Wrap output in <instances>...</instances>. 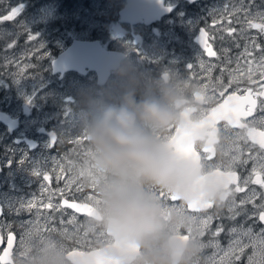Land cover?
<instances>
[{"label":"rangeland","instance_id":"1","mask_svg":"<svg viewBox=\"0 0 264 264\" xmlns=\"http://www.w3.org/2000/svg\"><path fill=\"white\" fill-rule=\"evenodd\" d=\"M64 1L65 0H0V14H6L10 11L11 7L18 4L23 5L19 17L13 21L0 22V40H3V45L0 47V110L20 118L18 133L31 131L35 136H40L42 141L40 146V165L50 163L52 159L59 157L49 150V139L41 135L39 132L40 127L58 130L61 134L60 142L63 144L75 141L78 137L82 136L77 125L80 107L77 109L74 107L76 95L85 92H93L97 95V92H99L103 95H107V97L105 96V100L99 99L100 101L98 104L115 103L118 101L123 90L128 86L127 79L122 78L118 74L122 65L112 72L108 81L103 85H98L94 71H89L83 76L74 72H69L62 79H59L57 75L51 72L50 62L52 58L55 57V53L61 51L75 37L88 38L97 36L96 38L102 39L108 44H110L109 40L106 41V39L121 37H124L122 39H129L130 41L133 39L130 28L121 26V22H119L118 19L119 9L123 7L126 2L125 0H70L69 3H65ZM31 3L34 4L35 7H38L31 13L28 12L26 14L27 8L32 6ZM208 22L213 31L215 27V25H213V20ZM139 25L140 26H134V31L143 34V36L147 35L149 36L148 38L158 35L166 37L175 35L173 31H171V33L166 31L164 25L160 27L159 34H156L159 32V29L158 32L154 31L156 25H152L151 28L144 24ZM29 31L39 34L41 42L45 45L49 54L48 57L43 50L38 49L35 41L28 40ZM9 33L11 34V39H4ZM186 34L192 35V30H188L187 33H178L177 35L182 37ZM153 40L155 42L160 41L162 46L166 43L161 39ZM10 43L13 44L12 48L7 47ZM150 47L152 51L157 49L156 43ZM134 48H138V46L134 45ZM165 55V53L161 55L160 52H158L157 55H153L149 52L140 56H132L124 64L130 67L131 75L140 80L141 95L147 93L150 96L159 98L160 86L166 85L174 90L176 96H183L188 92L191 97L193 90L188 88L190 84L192 87L198 88L202 93V85L208 84L209 88L207 89V94H212V85L216 83V78L220 76H215L212 72L214 60L207 59L201 50H198L195 54L197 65L199 66L202 60L204 62V69L211 67V72L209 73L202 68L201 70L194 68L191 73L187 70L186 74L181 75V72L176 66L167 63ZM6 58L7 60L21 62L20 67H17L16 63H11L8 67H4L3 65L6 63ZM180 59V57H176L171 61L173 63ZM24 64L32 65L24 69L28 75L38 74V76H29L19 81L15 80L12 77L13 74L19 72ZM147 68L156 73L153 78H150L145 72ZM167 69L171 72V79L164 80L160 72ZM193 79L195 80L193 81ZM235 87L237 86H233V88ZM29 98H31V102H29ZM90 98L92 103L97 105V101L95 100L97 96ZM137 98L139 99L140 96ZM191 99H195L194 96H192ZM204 100L206 103L200 107L198 111L199 116L205 115L212 106L211 103L214 102L205 96ZM24 106L29 107L28 112L24 111ZM13 131L14 130H11L0 122V148L4 161L6 162L8 159H12L13 161L11 168L6 172V176L10 174L19 175L21 172H31L28 171L29 166L26 164L20 165L17 163L25 153L22 150L24 146L16 144L11 136H7ZM173 132L174 129H168V133L164 139H169ZM77 153H80V151H77ZM84 153L86 156L85 160H83V167L85 170L84 177H86L90 175L87 169V149L84 150ZM242 155L243 152L239 151L237 155L239 157L238 161H241L240 157ZM258 155V153H253L252 155L242 157V159L247 161L249 157ZM34 161L35 158H32L30 163ZM75 166L77 165L71 163L68 168H73V171L67 172V176L62 177L60 180H56L55 174H53L52 182L49 185L50 190L55 191L58 187L64 188L66 179L76 174L77 170ZM84 177L79 181V183L83 185L82 191L87 192V194H95L90 187L92 183L87 182ZM43 183L45 182L40 179V187ZM56 183L62 184L55 185ZM73 188L76 189L77 185L73 184L68 189L70 190ZM43 194L45 196L49 195L48 192ZM53 203L58 202L53 201ZM48 211L49 210L42 209L40 218H42L43 215H49V213H47ZM252 212L253 211L248 213V217L245 220L239 221L238 218L227 220V222L231 221V223H227V225H225V221L220 217L224 223L223 228L228 227V229H224L218 237L211 236L207 241H204L202 237L199 236H197V238L204 243L215 239L219 242L221 248L227 249L229 242L235 238L234 235L229 232V229L232 227L239 228L241 226L245 229L251 228L253 236L243 238V242L249 244V247L245 249L240 258V260L248 264L247 257L251 255L253 251L251 241L254 237L258 236L260 230L264 228L257 225L259 221L258 216H253ZM194 214L200 217L213 215V223L217 220V214L212 211ZM61 220L64 221L63 224H61ZM61 220L57 224V227L58 230L63 233L61 235L63 237V242L67 241L66 237L72 239L76 237L75 242L77 244H83L86 239L90 244L94 237L97 242L108 239L106 232L100 229L98 230L99 227L94 222L92 223V234L85 238V236L71 230L68 234L67 230H65L66 220L64 218ZM90 229L91 228L87 226V230ZM214 230V227L207 229L205 231V238H208L209 233L214 232ZM58 242H60L59 237L50 233V231H40V250L42 254L55 251L57 246H59V251L65 255V248L67 245L64 248V246L58 244ZM215 252L216 249L212 247H207L200 251L197 256L200 264H211V259ZM70 264L72 263L70 262Z\"/></svg>","mask_w":264,"mask_h":264},{"label":"clouds","instance_id":"2","mask_svg":"<svg viewBox=\"0 0 264 264\" xmlns=\"http://www.w3.org/2000/svg\"><path fill=\"white\" fill-rule=\"evenodd\" d=\"M118 74L128 86L117 102L94 105L80 93L77 125L86 137L90 173L84 179L95 185L98 201L91 220L120 242L106 249L117 264H193L200 241L180 238L193 228L192 220L166 207L154 192L175 195L185 206L196 201L223 206L226 189L216 175L201 187L203 164L183 157L164 139L177 120L174 90L161 85L159 98L141 95L140 80L129 66ZM35 264L70 261L57 246Z\"/></svg>","mask_w":264,"mask_h":264},{"label":"snow or ice","instance_id":"3","mask_svg":"<svg viewBox=\"0 0 264 264\" xmlns=\"http://www.w3.org/2000/svg\"><path fill=\"white\" fill-rule=\"evenodd\" d=\"M251 5L244 6L243 0H241V7L225 5L222 9L212 8L209 11V15L213 16V25H220V31L227 33V36L235 39L236 36L243 35L246 29H255L259 34L264 36V13L257 12L255 15L248 11ZM23 5L18 4L11 7L10 11L6 14H0V22L13 21L21 15ZM171 10V9H169ZM243 13V19L240 16L236 15L237 13ZM227 21V25L223 21ZM239 23L244 27L237 30L233 25ZM225 37L221 35L220 39ZM209 33L205 28H199L197 40L198 43L209 57H217V52L214 51L210 41ZM28 40L35 41L37 43L38 49L43 50L48 57V52L45 45L41 42L38 33L28 32ZM239 46V45H237ZM8 48H12L13 44H8ZM224 52V59L222 61L223 67L220 68V76L216 78V83L212 85V94H207V89L209 88L208 84H203V94L205 97L216 102V106L210 114V119L213 124L216 126L217 121L224 120L227 121L229 125H234L242 130H246V136H240L241 139H251L254 144L259 145L261 152L258 156L249 157L255 161L252 174L248 178L243 180V186L238 183L240 179L235 171H232V165L239 159L238 156L233 155L230 161L225 164H213L208 165L207 160L210 157L203 158L196 150L194 144L189 143H178L175 145L176 150L182 156H195L202 163L206 164L209 168L212 169L213 173L219 178L220 182L224 185L226 189V201L229 213H231L230 219H235L241 213L247 214V209L244 207L247 204H252L254 211L252 212L253 216H258V219L261 223H264V192L257 193L255 189L250 190L251 195H247L244 198L239 200V203L236 201L235 194L240 192H245L247 185L251 182L252 184L259 185L261 188H264V99L259 101L258 99L264 98V45L257 43L255 37L251 38L248 44L244 46V50L235 58V67L232 68L233 58L227 55L228 49L225 48L222 50ZM243 60V62H242ZM11 63H16L17 67H20L21 62L14 60H7L3 65L8 67ZM54 63V62H53ZM32 65L24 64L21 67V70L13 74V78L17 81L24 79L29 76H38V74L28 75L25 68L31 67ZM200 67L204 69V62L200 61ZM195 65H187L189 71L193 70ZM207 72H211V67L204 69ZM227 73L228 79L225 83L224 76ZM191 79V77H190ZM243 80L246 85L243 93L240 92L239 84ZM233 85L237 87L233 88ZM230 89L231 92L229 91ZM218 97V98H217ZM31 102V98H29ZM258 112V116H254V113ZM244 117H253L251 121L241 122ZM257 125L260 127L258 128ZM86 140V137H78L74 143H82ZM175 140V137H173ZM57 143L56 133L51 134L49 147H53ZM205 152H211L212 149H205ZM236 151H239L237 147ZM63 157H56L51 160L50 163L45 165H36L32 167V175L37 179H42L43 184H41V198L38 200L33 194L31 198L21 199L12 204H9L7 208L10 210L14 209L17 213L21 210H27L31 212L33 209H36L38 219L36 221L26 222L28 225L39 224V218L41 217V210H49L50 213L60 211L63 207L71 208L76 213H83L87 217H91L94 212V203L96 201V194H87L85 195L82 202H72L69 203L68 199H61L58 203H53V198L57 193L63 194L66 189L71 185L76 184L77 191H82L83 185L79 181L84 177V162L75 166L76 174L69 176L65 181L64 188H56L55 191H51L49 185L52 182L53 174H55V179L60 180L65 176L67 172L73 171V168H65ZM28 162L27 154L22 155L21 159L17 161L20 165H25ZM246 163L247 161H243ZM13 163L12 159H8L7 164L10 166ZM224 169V170H222ZM259 169V170H258ZM230 185H235V188H231ZM90 187L95 193V185L90 184ZM48 192L49 195L45 200L43 198V193ZM154 195L158 196L162 201H164L166 207L176 210L181 213L188 214L189 218L193 222V228H190L186 233L181 235V239L189 240L205 235V231L209 228L210 223L214 219L213 215H206L200 217L194 213H199L202 209H211L215 205L212 202L206 201H196L183 205L179 198L175 195L166 194L163 191L154 192ZM259 197L260 203H256V199ZM94 202V203H89ZM19 207H16V205ZM6 206L0 205V215H3L4 209ZM55 219L52 215H43L44 224L40 225L36 230L39 231H52L55 232L56 228L52 227L49 229V221ZM75 216L68 220L67 223L71 224ZM64 221L61 220V224ZM224 231L223 226H217L215 231L212 232L213 237H218ZM32 229L29 228L27 231L21 234L19 239L18 248L27 246L28 237L32 235ZM229 232L234 235V239L229 242L227 249L221 248L219 242L215 239L204 243L200 241V251L207 247H212L216 249V252L213 253L211 259V264H236V261H239L241 255L244 253L245 249L249 247V244L243 242L244 237H252V229H245L243 226L237 228L232 227L229 229ZM0 233H6V237L3 234H0V244L6 242V247L3 248L2 254H0V264H14V255L13 248L14 243L17 241L16 234L11 231L10 224L0 223ZM27 238V239H26ZM251 246L253 248L252 254L248 255L247 261L248 264H264V228L260 230L258 236L254 237L251 241ZM96 264H104L103 261H97ZM193 264H200L199 259L196 257L193 260Z\"/></svg>","mask_w":264,"mask_h":264},{"label":"flooded vegetation","instance_id":"4","mask_svg":"<svg viewBox=\"0 0 264 264\" xmlns=\"http://www.w3.org/2000/svg\"><path fill=\"white\" fill-rule=\"evenodd\" d=\"M164 3L169 6H173V9L168 12L166 15L162 16L161 19L156 20L155 22H152L150 24H146L143 22H137V23H130V22H121V26L129 27L130 31H132V41L129 39H122L121 38H112V39H106V41L109 40V43H106L102 39H100L103 46L106 48H116L120 51H126L128 56L123 65L127 62L129 58L132 56H140L147 53H152L153 55H157L158 52L160 54H166V61L168 64H171L172 66H176L178 70L181 72V75L186 74L187 72V65L193 64L196 65L195 68L197 70H201L200 64L196 62V53L198 50H201V52L205 55L207 59L214 60V67L212 68L213 74L220 75V68L223 67V59H224V52L223 49L227 48L229 51L227 55L231 58H233V64L231 65L232 68L235 67V58L243 52L244 46L249 43L251 38L255 37V40L257 43H260L264 45V36L258 33L255 29H246L243 35L236 36L235 39L230 38L227 36V33H223L220 31V25L217 24L213 28L210 25L208 21H211L214 19L213 16L209 15V11L212 8L222 9L226 4L235 7H241V0H164ZM125 5V4H124ZM123 5V6H124ZM243 5L248 6L251 5L250 8H248V11L255 15L257 12L264 13V0H243ZM74 6V5H73ZM122 8V7H121ZM120 8V9H121ZM119 9V10H120ZM236 15L240 16L241 19H243V13H237ZM225 25H227V21H223ZM139 24H144L145 26H148L151 28L152 25H156L154 28L155 32L160 33V27L162 25L165 26L166 31L170 32L173 31L175 35L172 36H162L158 35L155 37L149 36H143L141 33H137L134 31V26H140ZM158 26V27H157ZM237 28L238 32L241 29V27H244L242 24L236 23L233 25ZM147 28V27H145ZM199 28H205L208 33L210 39V43L214 49V51L217 52V57H209L206 53L203 52L201 49L197 36L199 32ZM188 30H192V35L186 34L182 37H179L178 33H187ZM212 34V35H211ZM221 35H223L225 38L222 40L220 39ZM135 36H137L138 41H135ZM97 36L88 37L89 40H94L91 38H96ZM119 39V40H118ZM153 39H161L165 41V45L162 46L160 41H154ZM123 41V42H121ZM156 43L157 49L155 51H152V48L150 46L154 45ZM147 44V45H146ZM149 44V46H148ZM134 45L138 46V48H134ZM239 45V46H237ZM180 57L181 59L178 61H174L172 63V59ZM243 62V60H242ZM122 65V66H123ZM189 71V70H188ZM147 75L150 78H153L156 73L154 71H151V69L145 70ZM190 73L192 72L189 71ZM161 77L164 80L171 79V72L167 69L163 72H160ZM228 76L227 73H225L224 81L227 82ZM195 79H193L194 81ZM235 86V85H233ZM248 86L246 83L241 80L239 84L240 92L238 94H242L244 88ZM188 88H191L192 95L190 97V94L188 92L185 93L183 96H177V100L179 99L183 104L180 108H176L177 112V120L175 123L171 124L169 126L170 130L175 131L178 122H179V116L181 114L182 107L183 108H189L194 107L195 111L191 114V118L193 121L200 120L204 117V114L199 116L198 111L203 104H195V99H191L192 96L196 98V93L200 92L202 93L198 88L192 87L190 84ZM195 88V89H194ZM232 89L229 91L231 92ZM203 94V93H202ZM201 94V95H202ZM89 95V94H88ZM95 96L91 95L90 97ZM203 96V95H202ZM107 97V96H106ZM258 99V107H259V101L264 98H257ZM76 100L74 102V107L77 109V106L75 105ZM99 102H97L98 104ZM212 106L216 105V102L211 103ZM8 113V112H7ZM259 113H254V116H258ZM14 117V116H13ZM17 119V123L15 127H10L6 125L11 130H14L13 132L9 133L7 136H11L16 144L24 146L22 150L25 154L28 156V162L26 163L27 166H29L28 171H31L30 173H20L19 175H8L6 176V172L8 169L11 168L12 164L9 166L7 164V161H4V157L2 154V150L0 148V203L5 207L3 215L0 217V223L4 224H10L11 225V231H13L16 234L17 241L14 243L13 248V255H14V264H35V261L42 255V251L40 250V231L36 230L40 225L44 224L43 217L39 218V224H32L28 225L26 222L28 221H36L38 219L36 209H33L31 212L27 210H21L19 213H17L14 209L10 210L7 208L9 204H12L18 200L21 199H27L31 198V196L34 194L36 198L39 200L41 198V187H40V179L35 178L32 175V167L36 165H40V146L42 144V141L40 139V136H35L33 132H24V133H18V129L20 128V118L14 117ZM253 117H244L242 118L241 122H248L251 121ZM259 128L260 126L257 125ZM42 127L39 128V132L41 135L45 136L49 139V135L45 133L44 131H41ZM46 130H54L56 132L57 136V143L53 147H49V150L53 152L54 155L63 157V163L65 165V168H68L71 163L79 165L83 160H85V153L84 150L87 149L86 147V140H84L82 143H74V141L63 144L60 142L61 134L58 130L48 127H43ZM240 136H246V130H242L238 127H235L234 125H229L227 121L221 120L219 121L215 126V134L214 138L216 139L215 142L212 143V150L211 152H205V146L206 141L208 139V135H204L203 139H200L196 142V150L201 155L202 159L206 157H210V159L207 160L208 165L213 164H227L231 157L233 155H238V152H243V155L240 157L241 161H236L233 165L231 170L235 171L237 176L240 178L238 180V183L243 186V180L245 178H248L252 174V168L255 163L253 159L247 160L246 163L243 161H246L242 159V157L252 155L253 153H260L261 150L259 149L258 144H254L251 139H241ZM33 142L35 143V146L32 147ZM50 142V140H49ZM237 147L239 148V151H236ZM77 151H80V153H77ZM83 152V153H82ZM72 153V154H71ZM32 158H35V161L30 163V160ZM200 164H203L206 171L203 175L209 174L212 172V169L209 168L206 164L202 163L199 160ZM47 164V163H45ZM44 164V165H45ZM224 170V169H222ZM5 176V177H4ZM29 176V177H28ZM67 176V173L64 177ZM62 183H56L55 185H61ZM231 188H235V185H230ZM252 189H255L257 193L264 192V188H261L259 185L252 184L251 182L247 185V188L245 189V192L236 193V201L239 203V200L241 198H244L247 195H251ZM85 195H87V192L84 191H77L76 189H66L63 194H56L53 198V201L60 202L61 199H68L69 202L72 201H79L82 202ZM48 196H45L43 194V198L47 199ZM256 203H260L259 197H257ZM93 203V202H89ZM16 207H19L17 204ZM247 209V214L241 213V215L237 216L239 221L245 220L248 217V213L251 211H254L252 204H247L244 206ZM211 211L218 215H224V216H231V213L228 211L227 207V201L225 202V205L223 207H216L215 205L213 208H211ZM50 215L54 216L55 219L51 222H49L48 227L51 229L52 227L56 228L55 232L50 231V233L54 234L55 236H58L60 239V242L58 244H61L64 246L67 245V247L70 246V249L72 248H79L77 245L73 243H67L68 237L66 242H63V237L61 236L63 233H61L58 230L57 224L59 221L64 218L66 220L65 223V230H67L68 234L70 232V229H75L76 226H79V232L81 234H88L87 226L89 224H92L91 217H87L83 213H76L73 209L67 208L66 206L63 207L60 211L50 213L47 212ZM75 216V219L73 220L74 225L67 223L69 219H71ZM259 220V219H258ZM257 225L264 227V224H262L260 221L257 222ZM29 228L32 229V235L28 237V243L27 246H24L22 248H18L19 239L22 233L27 231ZM42 232V231H41ZM47 232V231H46ZM5 235L6 233H0ZM27 239V238H26ZM85 245V243H83ZM6 246V242L4 244H0V252L3 250V248ZM87 247V246H86ZM86 250L92 249L90 246L89 248H84Z\"/></svg>","mask_w":264,"mask_h":264},{"label":"water","instance_id":"5","mask_svg":"<svg viewBox=\"0 0 264 264\" xmlns=\"http://www.w3.org/2000/svg\"><path fill=\"white\" fill-rule=\"evenodd\" d=\"M169 9L172 10L173 6L166 5L164 0H126L124 7L119 10V20L121 22H130L133 24L144 21L146 24H150L161 19L162 16L170 12L171 10ZM138 39L140 38L135 36L136 42ZM126 56L127 54L123 51L106 49L98 39L86 40L74 38L51 60L50 65L52 73L58 74L59 78H62L64 74L69 71H75L78 74L84 75L88 71L93 70L96 73L98 83L104 84L108 80L111 71L118 68L121 61ZM195 96V102L203 103V96L201 93L197 92ZM182 104L183 103L178 99L176 108H180ZM215 106L211 107L207 114L197 121H193L190 117L191 113L195 111L194 107L183 108L173 136L166 141L176 150L175 145L178 143L195 145L196 140L203 139L204 135H208L205 149H213L212 143L216 140L214 138L215 125L210 119V114ZM24 109L26 112L28 111V107L25 106ZM0 121L10 127H15L17 123L16 118H12L3 111H0ZM219 121H217V123ZM40 130L49 135V140L51 134L56 133L54 130H46L43 127ZM173 137H175V140H173ZM34 146L35 143L33 142L32 147ZM183 157L200 165L199 160L194 155ZM212 175H215L213 171L209 174L201 175L198 179V184L202 187L210 180ZM119 244L120 242L114 239L112 243L96 250L88 252L75 249L71 250L66 254V257L73 264H96L97 261H103L104 264H117L115 260L106 255V249L118 246Z\"/></svg>","mask_w":264,"mask_h":264},{"label":"trees","instance_id":"6","mask_svg":"<svg viewBox=\"0 0 264 264\" xmlns=\"http://www.w3.org/2000/svg\"><path fill=\"white\" fill-rule=\"evenodd\" d=\"M69 1L70 0H65L64 2L65 3H69ZM32 4V3H31ZM40 6V5H39ZM36 7H38V6H36ZM35 5L34 4H32V6H30L29 8H27V10H26V14L29 12V13H31L35 8ZM0 26H1V23H0ZM7 35V34H6ZM1 39H3V38H1ZM4 39H11V34L9 33L7 36H6V38H4ZM3 45V40H0V47ZM91 95H95L94 93H89V96H91ZM95 96H97V95H95ZM100 99H101V95H99L98 96ZM79 101H80V95H77V101H76V103H75V105L77 106V108H79L80 106H79ZM224 219V218H223ZM227 223L229 224V223H231V221H229V222H227V220H225V225H227Z\"/></svg>","mask_w":264,"mask_h":264},{"label":"bare ground","instance_id":"7","mask_svg":"<svg viewBox=\"0 0 264 264\" xmlns=\"http://www.w3.org/2000/svg\"><path fill=\"white\" fill-rule=\"evenodd\" d=\"M145 86V85H144Z\"/></svg>","mask_w":264,"mask_h":264}]
</instances>
